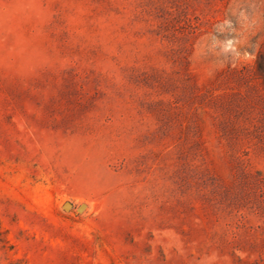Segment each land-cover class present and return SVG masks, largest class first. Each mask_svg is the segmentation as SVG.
I'll return each mask as SVG.
<instances>
[{
	"label": "rangeland",
	"instance_id": "obj_1",
	"mask_svg": "<svg viewBox=\"0 0 264 264\" xmlns=\"http://www.w3.org/2000/svg\"><path fill=\"white\" fill-rule=\"evenodd\" d=\"M0 264H264V0H0Z\"/></svg>",
	"mask_w": 264,
	"mask_h": 264
}]
</instances>
